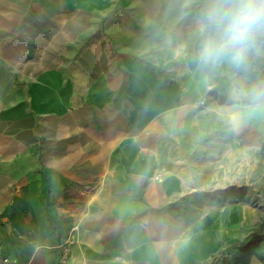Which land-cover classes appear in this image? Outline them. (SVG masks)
Here are the masks:
<instances>
[{"label": "crops", "instance_id": "crops-1", "mask_svg": "<svg viewBox=\"0 0 264 264\" xmlns=\"http://www.w3.org/2000/svg\"><path fill=\"white\" fill-rule=\"evenodd\" d=\"M205 4L0 0V264H212L242 238L224 191L264 102L198 63Z\"/></svg>", "mask_w": 264, "mask_h": 264}, {"label": "rangeland", "instance_id": "rangeland-1", "mask_svg": "<svg viewBox=\"0 0 264 264\" xmlns=\"http://www.w3.org/2000/svg\"><path fill=\"white\" fill-rule=\"evenodd\" d=\"M226 85L234 89H244L242 101L252 104L249 100L256 86L264 85V37L257 47L247 54L246 62L242 66L234 64L230 59H224ZM263 103V102H261ZM249 140V183L246 189H230L224 191L226 196L235 200L247 197L253 208V216L243 224L242 238L227 246L224 251L212 257V264H248L250 261H259L264 264V228L260 231L261 238L251 236L264 219V131L254 133Z\"/></svg>", "mask_w": 264, "mask_h": 264}, {"label": "clouds", "instance_id": "clouds-1", "mask_svg": "<svg viewBox=\"0 0 264 264\" xmlns=\"http://www.w3.org/2000/svg\"><path fill=\"white\" fill-rule=\"evenodd\" d=\"M200 22L205 37L198 63L208 67L230 59L242 66L264 37V0H206ZM248 98L264 102V85L256 86Z\"/></svg>", "mask_w": 264, "mask_h": 264}, {"label": "trees", "instance_id": "trees-1", "mask_svg": "<svg viewBox=\"0 0 264 264\" xmlns=\"http://www.w3.org/2000/svg\"><path fill=\"white\" fill-rule=\"evenodd\" d=\"M264 228V219L259 223L258 228L255 229L252 233L251 236L256 238H261L262 234L260 233L261 230Z\"/></svg>", "mask_w": 264, "mask_h": 264}]
</instances>
